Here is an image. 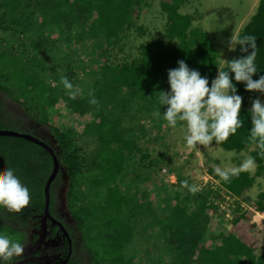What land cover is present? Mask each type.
Returning <instances> with one entry per match:
<instances>
[{
    "label": "rangeland",
    "instance_id": "374dc122",
    "mask_svg": "<svg viewBox=\"0 0 264 264\" xmlns=\"http://www.w3.org/2000/svg\"><path fill=\"white\" fill-rule=\"evenodd\" d=\"M8 1L9 4L4 7L6 16L3 12L0 13V55L7 50L9 57L7 61L0 63V99L6 101L13 114L6 113L4 120L0 122V130L24 132L28 124L25 125L26 120L22 117L25 114H33L42 119V114L38 113L44 109L45 114L50 115L56 123L64 119L65 123L76 129L78 135L75 145L81 149L83 155L90 152L91 157H103V171L106 176L104 188L112 186L134 196L131 199L134 205L126 208L122 215L125 220H131L133 223V243L128 244L124 239L120 245L122 249H119L112 239H109L111 241L106 242L108 249H93L94 243L88 235V239L85 238L84 241L91 246L93 252L105 253V250L107 258L122 257L125 264H170V253L174 256L176 251L157 247L158 233L155 229L149 230L151 221L148 219L152 218L150 211L154 213L158 209L157 206L162 204L160 198L164 196V192L159 195L158 186L166 184L172 188L170 185L177 184L178 173L171 170L175 168H180L183 177L192 185H196L198 190L205 186L204 190L208 188L205 192L209 191L212 195L218 192L221 196H213L211 199L221 206L222 211L237 215L238 203L264 234V213L256 211L252 205L253 201L257 200V195L264 191V171L260 170L259 173L257 163L253 159L249 167H240L244 160L251 157L254 147L241 152L226 151L213 141L209 145L187 146L184 142L185 129L180 126L182 122H177L174 128L165 123L160 130L156 126V117L154 120L146 117L147 109L144 106L149 105L142 104L145 97L138 89L129 90L131 87L128 88L124 84L121 75L107 76L103 69L99 72L109 57L102 56L105 62H101L102 46L89 36L90 23L84 17L76 15L73 4L66 8L63 5L67 2L65 0ZM150 1L151 6L142 7L140 12V24L150 28L146 33L142 32L143 27L138 30L133 28L124 41V48L119 52L111 49V57L115 56L116 61H131L139 54V45L147 43L151 35L159 33V26L164 27L166 18L160 7L161 1ZM258 4L259 0H189L180 11L199 15L200 18L195 24L209 31L217 60L220 62L218 69L221 70L226 66V62L234 57L236 49L229 50L227 46L230 27L233 26L234 31L237 25L235 22L249 21ZM19 13L24 17L26 24L19 23ZM46 13L56 15L57 27H46L43 30L41 26L39 29L37 23L44 22L41 15ZM247 21L242 22L231 36L237 37ZM14 22L18 25L12 24ZM51 23H47V26ZM11 25H23L25 28H19L23 37H12L10 29L14 27ZM53 33L55 36L50 39L49 36ZM37 41L42 45H37ZM127 56H130V59H126ZM29 59L32 61L28 66L25 62ZM62 77L68 78L73 84V90L77 91L76 96L69 95L71 90L68 89L67 94H64L65 89L60 83ZM136 78V75L132 77ZM165 86L166 89L169 88L168 83H165ZM12 91L14 99L10 98ZM93 97L95 104L89 103ZM257 98L264 102V94L257 92L245 108L249 110L252 101ZM99 121L104 123L98 125ZM45 124L47 130L50 129V123ZM114 158L120 159L115 164L120 168V172L116 173L114 168L108 170L116 176L109 174L105 166ZM88 168H91V164ZM217 168L226 173L248 171L254 178L253 185L240 196H232L216 178ZM89 169L87 171H90ZM92 187L104 190L103 180L100 179L99 183L95 181ZM194 200L188 204L191 210L198 209ZM146 213L148 215H145ZM37 215L38 213L33 216ZM110 224L112 220L108 219L106 226L111 228ZM75 231L77 236L78 231ZM160 238L162 240V237ZM198 253L199 249H196L191 264H195Z\"/></svg>",
    "mask_w": 264,
    "mask_h": 264
},
{
    "label": "trees",
    "instance_id": "16d2710c",
    "mask_svg": "<svg viewBox=\"0 0 264 264\" xmlns=\"http://www.w3.org/2000/svg\"><path fill=\"white\" fill-rule=\"evenodd\" d=\"M0 13L6 16L8 0H1ZM63 5L69 8L73 4L76 15H80L89 21V36L102 46L100 55L101 62H105L102 56H108L102 69L107 76H120L124 84L133 91L135 88L145 97L142 104L147 109V118L154 120L156 117V126L162 130L166 121L162 117L154 115L158 111V105L155 97L159 91L167 92L165 83L167 82V71L177 66L178 60H184L190 69L197 70L201 76L208 78L209 83L217 75L220 62L217 60L216 49L213 40L209 36L208 30H203L195 24L199 20V15L193 13H182L180 8L189 0H160V7L165 14L164 27L159 26V33L151 35L147 43H141L138 48V55L131 61H116L111 49L119 52L126 46L125 39L129 32L143 27L142 32L150 27L140 24L141 8L151 6L150 0H65ZM65 8V9H66ZM71 8V7H70ZM18 11V10H16ZM44 22L51 23L48 27H57L58 19L56 15L46 13L42 14ZM50 17V18H49ZM90 17V18H89ZM49 18V19H48ZM203 18V16H202ZM244 21H240L234 28ZM6 22V21H5ZM19 23L26 24L24 17L19 13ZM15 26L18 23H12ZM140 24V25H139ZM12 26L10 33L14 37H23L19 28ZM25 28V27H24ZM233 26L228 31V36L234 33ZM245 34L256 37V58L257 73L253 74V80L264 74V0H260L256 12L251 19L240 30L238 36ZM39 36L40 34H36ZM237 36V37H238ZM27 37V36H26ZM52 39V36L49 37ZM227 39V38H226ZM229 40V39H228ZM25 41V38H24ZM37 45L42 43L37 41ZM109 47V49H107ZM12 49V47H9ZM250 51V50H249ZM7 50L1 52L0 63L8 60ZM115 52V51H114ZM48 53H46L47 55ZM247 52H240L239 46L234 50V58L247 55ZM115 58V59H114ZM126 59H130L127 56ZM31 59L25 63L29 66ZM50 63L52 61H49ZM226 67V66H225ZM222 67L221 70H224ZM136 75V79L132 77ZM231 78V73L229 74ZM236 94L241 99L240 118L241 127L235 133L230 134L228 138L219 143L213 142L226 151H243L255 147L251 151V156L257 163V168L264 171V146L249 139L248 129L250 128L249 110L246 109L248 101L253 98L258 91H247L243 82H234ZM7 86V85H6ZM8 90V89H7ZM67 89L64 94H67ZM10 93V91L8 90ZM13 92V91H12ZM11 93L10 98L15 97ZM166 106H160L159 110L163 114ZM11 110L7 107L4 99H0V122L4 120L7 112ZM60 112V111H59ZM42 114V123H50V128L58 142V157L61 165L64 166L66 176L70 179L69 188L66 193L67 206L71 214L77 219L79 229L83 237L88 239L89 235L94 243L93 249H108L106 242L112 239V242L119 248L124 239L127 243H133V226L131 220H125L123 212L129 206L132 207L134 197L129 192H123L121 189L109 186L104 188L106 180L103 171V157H91L89 153L82 154L80 148L75 145V138L78 133L73 126L60 119L58 123L45 114L41 109L38 115ZM60 114V113H59ZM61 116V114H60ZM63 117V115H62ZM99 118V117H97ZM95 118V119H97ZM39 119V118H38ZM104 121H99L98 125ZM162 156L166 155L163 154ZM119 158L111 159V163L106 164L107 170L114 168L116 173L120 172L115 164ZM169 161V160H168ZM91 164V168L88 165ZM169 163H167L168 165ZM5 167L14 169L15 174L29 190V203L21 209L20 212H9L0 208V233L10 235L18 241H23L26 237V229H33L32 222L36 221L35 214H42L45 208L44 186L47 178L53 169L52 156L46 149L23 138L0 136V173H3ZM90 171H87V169ZM177 171L179 179L177 184H166L158 186L164 196L160 198L161 205H158L157 211L150 214L151 228L155 229L157 234L156 244L159 249H174L173 256L170 253V264H191L196 249H199L195 264H264V234L257 228L255 221L252 220L245 210L237 204V215H231L227 211H222L221 206L211 198H219L217 193L205 192L203 186L196 192H189V181L183 177L180 168L171 169ZM109 174L116 176L114 172ZM228 179L221 178L218 174L216 178L222 183L226 192L232 196H240L251 187L254 182L248 171L239 173H227ZM103 180V189H94L92 184ZM163 181V179H160ZM79 183H78V182ZM187 181V185L182 184ZM163 182H167L164 180ZM72 185L74 189H72ZM81 187V188H80ZM168 187V188H167ZM163 190V191H162ZM202 191V192H201ZM51 198L53 193L51 192ZM195 199V200H194ZM194 200L198 209L191 210L188 205ZM236 201V200H235ZM253 207L256 211L264 213V191L257 195V200L253 201ZM50 210H53V199H51ZM156 207V208H157ZM145 215H148L147 213ZM108 219L112 220L111 229L106 226ZM87 228V231H86ZM135 230V229H134ZM160 231V234H159ZM20 236V237H19ZM162 237V240L161 238ZM132 241V242H131ZM92 245V244H91ZM90 249L91 246L88 245ZM188 249H191L188 250ZM89 250V249H88ZM84 253L85 257L91 256L90 264L107 263L106 252ZM122 257L110 258L111 264H125ZM18 261L13 258V264ZM76 261H80L76 259ZM104 262V263H103ZM17 264H40V263H19ZM79 264V263H78Z\"/></svg>",
    "mask_w": 264,
    "mask_h": 264
},
{
    "label": "clouds",
    "instance_id": "9594fccd",
    "mask_svg": "<svg viewBox=\"0 0 264 264\" xmlns=\"http://www.w3.org/2000/svg\"><path fill=\"white\" fill-rule=\"evenodd\" d=\"M255 39L254 35L249 34L229 38V50L239 46L240 52L248 54L227 61L224 70L217 69V75L210 85L207 77L201 76L195 69H190L184 60H178L177 66L167 71L169 88L167 92H156L158 111L154 115L162 117L169 127L174 128L177 122H182L180 126L185 129L184 142L187 146L209 145L213 140L219 143L241 127L242 98L236 94L234 82H243L247 91L264 94V74L255 80L252 78L253 74L258 72L255 63ZM60 83L64 89L71 90L69 95H77L68 78L62 77ZM89 103L95 104V98H91ZM160 106H166L163 114L159 110ZM248 115L251 124L248 129L249 139L264 146V102L259 98L254 99ZM251 157L244 160L240 167H249L253 159ZM215 171L221 178L228 179L226 172L219 168ZM182 184L187 185V181ZM188 190L194 193L198 189L196 185H188ZM29 198L28 188L20 182L14 169L5 167L3 173H0V208L9 212H20L29 203ZM82 238L88 249L83 234ZM25 246V242L0 233V264H13V258L22 256ZM107 262H110V259H107Z\"/></svg>",
    "mask_w": 264,
    "mask_h": 264
},
{
    "label": "flooded vegetation",
    "instance_id": "af4514ba",
    "mask_svg": "<svg viewBox=\"0 0 264 264\" xmlns=\"http://www.w3.org/2000/svg\"><path fill=\"white\" fill-rule=\"evenodd\" d=\"M22 118L26 120L25 125L28 124L26 132L44 140L58 153L56 136L51 129L47 130L46 124L40 123V119L33 114H25ZM63 168L61 165L60 172L51 185L53 210H50V213L54 220L62 223L68 235L63 232L60 226L53 224L50 218L44 220V213L38 214L35 216L36 221H31L34 225L32 232L28 228L25 231L26 247L22 256L17 257L19 263L90 264L91 256L85 257L84 253L90 252L91 249L88 247V250L85 247L78 221L66 206L68 182L63 177ZM75 230L78 231L77 236ZM53 241L55 244L52 243ZM96 255L99 256V253ZM76 259L80 261H76Z\"/></svg>",
    "mask_w": 264,
    "mask_h": 264
},
{
    "label": "water",
    "instance_id": "95a60500",
    "mask_svg": "<svg viewBox=\"0 0 264 264\" xmlns=\"http://www.w3.org/2000/svg\"><path fill=\"white\" fill-rule=\"evenodd\" d=\"M0 136H8V137H18V138H23L26 139L30 142H33L37 145H40L41 147H43L44 149H46V151H48L50 153V155L52 156L53 159V169L46 181L45 187H44V193H45V210H44V220L50 218L53 221V224L60 226L63 229V232L67 234V232L65 231L64 226L62 225V223H59L57 220H54L51 216L50 213V205H51V185L54 182V180L56 179V177L58 176L60 169H61V161L58 157V153L56 152V150H54L53 147H51L47 142H45L44 140L40 139L39 137H37L36 135H33L31 133L28 132H19V131H11V130H0ZM64 167V166H63ZM63 177L66 178V181L70 182V179L66 176V171L63 168ZM52 243L55 244V242L53 241Z\"/></svg>",
    "mask_w": 264,
    "mask_h": 264
},
{
    "label": "crops",
    "instance_id": "0c3cea01",
    "mask_svg": "<svg viewBox=\"0 0 264 264\" xmlns=\"http://www.w3.org/2000/svg\"><path fill=\"white\" fill-rule=\"evenodd\" d=\"M37 25L39 26V29H40V27L44 30L46 27H48V26H46V25H43V23H40V22H38L37 23ZM34 35H36V34H34ZM50 36H55V34L53 33V34H51ZM49 36V37H50ZM12 37H14V36H12ZM6 102V101H5ZM64 121V120H63ZM40 123H42V122H40ZM45 124V123H44ZM63 126H65V127H67V125L65 124V122H64V125ZM71 126V125H70ZM47 181V180H46ZM78 182V181H77ZM79 183V182H78ZM46 184V183H45ZM45 187V186H44ZM81 188V187H80ZM30 231L32 232V229H30Z\"/></svg>",
    "mask_w": 264,
    "mask_h": 264
},
{
    "label": "bare ground",
    "instance_id": "6f19581e",
    "mask_svg": "<svg viewBox=\"0 0 264 264\" xmlns=\"http://www.w3.org/2000/svg\"><path fill=\"white\" fill-rule=\"evenodd\" d=\"M254 7V6H253ZM245 10V9H244ZM241 14V13H240ZM251 16V15H250ZM248 19V18H247Z\"/></svg>",
    "mask_w": 264,
    "mask_h": 264
}]
</instances>
